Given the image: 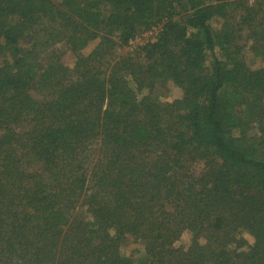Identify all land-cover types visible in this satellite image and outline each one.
Returning <instances> with one entry per match:
<instances>
[{"label":"trees","instance_id":"16d2710c","mask_svg":"<svg viewBox=\"0 0 264 264\" xmlns=\"http://www.w3.org/2000/svg\"><path fill=\"white\" fill-rule=\"evenodd\" d=\"M261 3L0 0V264H264Z\"/></svg>","mask_w":264,"mask_h":264},{"label":"rangeland","instance_id":"374dc122","mask_svg":"<svg viewBox=\"0 0 264 264\" xmlns=\"http://www.w3.org/2000/svg\"><path fill=\"white\" fill-rule=\"evenodd\" d=\"M245 1H247V4H253V3L261 1L262 2L261 5L264 6V0H245ZM254 1H256V2H254ZM154 37H155L154 33H152V34L141 33L137 37H135L133 40H131L129 42V44H128V47L124 48L123 51L124 52L136 51V50H138L137 48H139L141 45H143L147 41H150V40L152 41L154 39ZM69 57H68L69 58L68 61H70V59H72L71 56H69ZM255 62L256 63L252 65L253 67L257 66L259 64L258 60H255ZM180 95H181V92L177 88L175 89L174 86L171 83H168L166 85V90L163 92L164 100H167V101H171L173 99H178L179 97H181ZM184 235H186V234H184ZM244 235H245V237L247 239H249L246 236V234H244ZM186 236H187V238L182 236V238H180L179 241H177L175 243L176 246L179 245V244L186 245L187 241L189 240L188 235H186ZM136 244L134 245L132 243H129V244H127V246H128L127 248H132L136 252V254L138 256L142 252V247L140 245H136Z\"/></svg>","mask_w":264,"mask_h":264}]
</instances>
